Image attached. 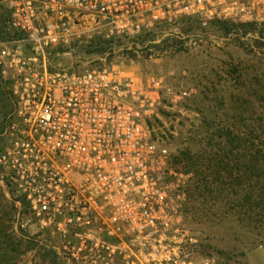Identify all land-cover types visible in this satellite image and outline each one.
Segmentation results:
<instances>
[{"label": "built area", "instance_id": "2783aa9c", "mask_svg": "<svg viewBox=\"0 0 264 264\" xmlns=\"http://www.w3.org/2000/svg\"><path fill=\"white\" fill-rule=\"evenodd\" d=\"M0 11V77L12 96L0 185L15 226L62 264H219L178 239L190 174L154 135L161 109L189 90L120 65L83 66L81 54L96 37L260 23L264 0H0Z\"/></svg>", "mask_w": 264, "mask_h": 264}, {"label": "rangeland", "instance_id": "374dc122", "mask_svg": "<svg viewBox=\"0 0 264 264\" xmlns=\"http://www.w3.org/2000/svg\"><path fill=\"white\" fill-rule=\"evenodd\" d=\"M254 24L201 30L187 23L177 29L161 28L131 39L115 40L104 54H81V60L83 66L120 65L160 75L176 88L189 90V97L176 107L166 104L153 123L159 145L167 149L178 169L184 171L186 165L176 164V158L182 160L188 154L202 163L208 153L218 152L217 135L221 129L243 139L240 157L245 166L255 165L258 160L264 164V134L261 129H253L264 123V21ZM5 101L0 106V128L5 122L3 115L11 109L9 99ZM228 144L231 149L234 142ZM253 144H259V149ZM256 150L263 155H256ZM235 153L233 150L232 154ZM233 157H228L230 167L235 163ZM194 170L187 179L190 199L184 230L178 236L183 248L194 258L213 256L219 264H264V243L247 222L239 219L232 206L235 197L229 194L230 203L224 205L213 194L214 199L205 204L200 197L203 185ZM223 176L227 183L234 184L226 174ZM244 180H248L247 176ZM218 185L213 180L212 189L216 190ZM9 208L6 192L0 185V217L7 227L6 235L19 246L10 264H62L38 240L20 234L15 216L9 217Z\"/></svg>", "mask_w": 264, "mask_h": 264}, {"label": "trees", "instance_id": "16d2710c", "mask_svg": "<svg viewBox=\"0 0 264 264\" xmlns=\"http://www.w3.org/2000/svg\"><path fill=\"white\" fill-rule=\"evenodd\" d=\"M5 20V14L0 11V41L6 39L9 35V32L6 30ZM228 25L253 26L256 24H234L221 21L212 23V26L219 27L221 29L227 28ZM261 39H264V37L261 36ZM113 41L114 39L103 40L100 37H96L86 45L84 50L89 55H101L104 54L109 47H111ZM156 47H158V45H156ZM7 86L8 84L3 82L0 77V106H3L6 102L5 100L9 99L7 102L10 103L9 105L11 107L12 96L10 91L7 89ZM255 95L259 96V93L256 92ZM9 111H6L5 115L2 114L4 116L3 120H5ZM3 125H1L0 131L3 128ZM253 129H261V132L264 134V123H260L259 125L256 124ZM218 133L217 137L220 139V142L217 143L218 152L212 154L208 153L207 156L203 158L202 163L200 162L201 159H196L194 156H190L188 154L184 155L182 159L183 161L176 158L175 163L180 164L182 162L186 165L184 170L186 173L195 169L194 171L196 173V177L200 182V185H203L200 197L204 199L205 204H207L210 200H213L215 197L224 202V205H227L230 203L227 200L228 195L231 194L235 197V200H233L235 203L232 206L236 209L239 219L247 222V225L257 232V235L264 243V164H259V160L256 158L255 160L258 161L255 165L248 167L245 166L242 158L240 157L243 149V139L240 135H234L230 130L224 129H221ZM228 140L231 143L234 142L231 149L228 148ZM253 145L256 146V149L259 147V144ZM233 150H236L235 154H232ZM255 154L263 155L261 150H256ZM232 155L235 156L233 157L235 163L232 167H230L228 164V157ZM223 174L230 177L234 184L227 183L226 179H223ZM246 176L248 180H244ZM251 177H253V181L251 180ZM213 180L219 183L216 190L212 189ZM8 201L11 206V208H9V217H12V214L14 216V205L9 199ZM6 228L7 227L4 225L0 217V264H10L14 259L13 255L19 251L18 244L11 237L6 235ZM19 230L20 234L24 237V232L21 229ZM27 238L30 240L32 237L28 236ZM33 239L34 238L31 240Z\"/></svg>", "mask_w": 264, "mask_h": 264}]
</instances>
